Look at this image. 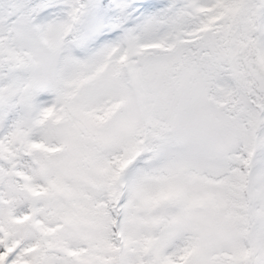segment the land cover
I'll return each mask as SVG.
<instances>
[{
    "label": "snow or ice",
    "instance_id": "1",
    "mask_svg": "<svg viewBox=\"0 0 264 264\" xmlns=\"http://www.w3.org/2000/svg\"><path fill=\"white\" fill-rule=\"evenodd\" d=\"M0 264H264V0H0Z\"/></svg>",
    "mask_w": 264,
    "mask_h": 264
}]
</instances>
